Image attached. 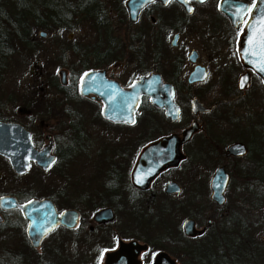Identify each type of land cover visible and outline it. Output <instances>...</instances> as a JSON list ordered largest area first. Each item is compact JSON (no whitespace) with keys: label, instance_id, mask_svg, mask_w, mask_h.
Returning <instances> with one entry per match:
<instances>
[{"label":"flooded vegetation","instance_id":"af4514ba","mask_svg":"<svg viewBox=\"0 0 264 264\" xmlns=\"http://www.w3.org/2000/svg\"><path fill=\"white\" fill-rule=\"evenodd\" d=\"M242 1L248 3L247 10L240 13L238 8L229 7L232 13L230 18L219 9L220 0H186L188 7L176 0L164 3L155 0L139 10L135 21L129 19L123 1L129 22V25L123 24L125 32L142 31V70L135 75L137 62L129 60L134 69L129 83L122 85L113 76V71L108 72L112 65H118L122 59H113L104 66L90 69L104 70L108 78L117 80L123 88H129L141 76L158 73L161 80L170 84L174 90L173 101L179 109V116L170 119L165 114V108L153 104L149 96L141 95L133 123L112 121L104 116L105 105L100 97L80 95L92 102L90 104L94 106L95 118L104 128L103 132L130 129L137 124L141 125L142 131L139 135L125 139L119 146L116 141L109 139L99 144L97 174L91 179L96 180L97 185L90 187V181H87L78 200L71 199V194L65 189H53V192L39 195L34 185H26L28 189L22 186L1 193L0 196H14L19 204L33 198H48L58 215L66 210L77 213L74 220L72 215L67 216V224H56L34 245L27 234L28 220L22 210L19 207H0L3 218L0 222V230L3 229L0 232L3 243L1 252L8 258L4 264H78L75 260L78 255L83 256L79 264H105L106 257L113 252L120 251L123 255H129V244L132 241L145 245V248L130 259H136V264H154L158 254L164 252L170 255L168 248L178 249L181 244L179 240L198 242L196 239L210 230V215L206 217L205 224L198 226L199 220L192 214L184 217L177 228L178 240L169 236L158 238L149 235L156 228L152 227L153 224L166 223L168 208L179 209L180 213L189 207H196L197 212L205 210L200 205V197H205L208 192V200H211L210 183L218 168L222 167L228 173L226 200L229 189L238 190L243 185L241 176L254 174L253 181L262 185L263 180L259 175L264 158V83L261 76L244 65L237 54L244 25L257 0ZM228 6L226 3L225 7ZM195 38L202 42L204 56L200 49L190 46ZM151 63L153 67H150ZM196 72H204L205 75L197 79ZM203 83L207 87L199 89ZM194 102L196 105L201 104L203 109L197 106L198 110H194ZM25 110L17 109V112L37 124L32 113ZM69 116L73 124H80L82 136L76 137L71 126L66 129L65 136L61 137L54 130L41 133L16 120H5L18 122L29 130L32 144L36 148H41L47 142L46 134L52 138L51 154L54 160L51 165L43 170L31 160L24 173L13 171L15 176L25 174L33 165L37 173L39 170L43 173L57 170L64 172L75 156L88 154L91 139L87 135L84 120L78 110L72 111ZM190 127L193 130L184 140V132ZM172 134L177 137V141L171 147L178 155H182L177 163L150 173L151 166L157 163V152L163 148L157 146V152L150 151L144 162L148 168L135 172L141 150ZM42 137L46 142L42 141ZM235 144L242 147L241 152H237V148L234 151L228 150ZM0 157L8 162L7 158ZM102 209H110L111 213L102 214L97 220L95 215ZM188 219L194 221L196 228H203V232L194 236L185 234L183 223ZM146 255L151 258L144 259ZM176 261L180 264L179 260Z\"/></svg>","mask_w":264,"mask_h":264},{"label":"rangeland","instance_id":"374dc122","mask_svg":"<svg viewBox=\"0 0 264 264\" xmlns=\"http://www.w3.org/2000/svg\"><path fill=\"white\" fill-rule=\"evenodd\" d=\"M109 14L112 18V21H114L113 28L117 33L120 32L119 35L125 39V25H120L117 23L116 13L113 8L109 9ZM41 32H44L45 34L42 36L40 35ZM36 35L39 37L37 39L39 44L35 53L28 52L25 56H22L21 53H17L10 62L9 68L7 69V75L3 81L1 98L5 102L3 101L2 103L0 114L5 119H13L23 123L26 126H32L34 130H38L41 133L54 130V133L56 132V134L59 136L64 137L66 129H69L71 124H73L69 114L72 111L78 110L84 120L83 122L87 130V135L91 139V146L87 152L88 154L75 156L64 172L61 170L57 172V170L47 171L43 174H39V172L37 173L36 167L33 165L25 174L21 176H15L9 163L0 157V194L17 190L22 186L26 187L27 185L30 187L34 185L37 189L36 193L39 195L53 192V189H65L67 190V193L71 194V199L78 200V195L80 194L83 185L87 183V181H90V187H95L97 185L96 180L91 181V179L97 174L96 169L98 166H96V162L98 161L97 153L99 144L109 139L116 141L117 145L119 146L121 143H123V141H125V139L139 135L142 131V127L140 124H137L130 129L120 128L113 130L111 129L109 133L103 132L104 128L95 118L94 106H92V104L81 99H78L79 101L74 99V101L63 100V102H61V96L55 94V91L51 88H49L50 93L48 95L54 102H61L58 104L59 106L57 104L55 105L57 106L56 109H54L55 107L51 108L49 113H46L44 104L42 102L32 103V108L27 109L23 105L21 97L24 96L26 99H28L30 98V94L33 91V86L35 84V72L32 71L31 68L33 66V61H39L41 77L44 81L51 76L56 77V79L60 81L59 71L62 68H65L67 70V82L69 79V69H71V64L76 61V55L71 49L65 52L62 51V43L59 41L60 37L58 34L40 29L36 31ZM71 37L74 39L79 38L81 40L77 42L80 47H84L85 45L92 43L95 39V37H93V30L88 24H84L80 29L75 30L71 34ZM190 46L200 49L202 52L201 54L203 56L205 55L203 44L197 38H195L194 42L190 43ZM129 60L130 58L125 56L118 65H112L108 71H113V76L117 78L122 85L129 83L132 75L134 65L129 64ZM29 65L31 67H29ZM149 65L150 67H153L152 63ZM35 71L37 72V70ZM206 87L207 84L203 83L199 86V89ZM10 96L15 97L14 102L8 101ZM78 96L80 95L78 94ZM18 107L23 109L25 108L26 112L29 111L28 113H32L31 115L38 123H31L29 117L20 115L17 112V109H19ZM43 117H46V119L41 120ZM42 141L46 142L43 137ZM262 165L263 169L259 175L263 180L262 185L253 181L255 179L254 174H246L241 176V182L243 185H240L238 190L231 188L227 191V200L225 204L227 214H236L245 223L247 227L245 230L246 238L252 236L260 240L264 239V158ZM202 173L207 174L208 172L202 171ZM183 178H185V176H183ZM28 187L26 188L28 189ZM199 193L204 194L203 191H199ZM205 195V197H200V205H203L205 210L197 212L198 210L196 207H189L180 213V210L174 207L172 209L166 208V214L164 212L166 216V223L159 222L153 224L152 227L156 228L154 231L152 230L151 233L149 232V235L156 236L158 238L169 236L178 240L179 229L177 228L181 224V221L184 219V217L192 214L195 217L197 216L199 220L198 226L205 224L206 217L210 215V218L213 221L215 220L213 226L217 230L219 229L221 231V229H228L230 233H236L237 235V232L240 231V225L235 226L232 222L230 224L225 223V219L222 218V215H219L217 218H215L217 213L221 214V211L213 202H211V200H208V192ZM165 229L168 230L165 231ZM2 230H0V232ZM207 235H209V231L203 237L196 239V241H205ZM213 239L214 236H211L210 242H212ZM179 243L181 244L179 245L178 249L168 248V252L170 253L169 256L175 261L176 259L180 261V256L186 252V248L191 247L196 242L195 240L182 239L181 241L179 240ZM2 244L3 243L0 237V264H4V262L8 260L7 256L1 252ZM148 258L151 257L149 255L144 257V259ZM75 260H77L76 263L78 262V264L80 262L82 263L83 256L78 255Z\"/></svg>","mask_w":264,"mask_h":264},{"label":"trees","instance_id":"16d2710c","mask_svg":"<svg viewBox=\"0 0 264 264\" xmlns=\"http://www.w3.org/2000/svg\"><path fill=\"white\" fill-rule=\"evenodd\" d=\"M124 0H0V108L2 100L3 81L7 75V69L13 57L18 53L25 56L28 52L35 53L38 46L37 30H44L59 35L62 43V51L69 49L76 55V61L69 69V79L66 84H61L56 77L43 80L38 60L33 61L32 71L35 72V84L30 98L21 97L23 105L31 109L32 103L42 102L46 113L51 108L57 107L63 100H85L78 96V80L81 74L93 67L104 66L110 60L129 57L135 64L134 74L142 70L143 35L141 30L125 32L123 39L113 28L114 21L109 14L113 8L116 13L117 23L129 25ZM88 24L93 30L94 41L80 47L71 34ZM116 32V33H115ZM41 35V33H40ZM136 61V62H135ZM38 66V68H37ZM133 68V69H134ZM37 70V72L35 71ZM49 88L55 94L61 96L62 101L54 102L48 95ZM80 95V94H79ZM79 99V100H78ZM8 101L14 102L15 97H9ZM5 102V101H4ZM54 102V103H53ZM92 103L91 101H87ZM59 106V105H58ZM0 119H5L0 114ZM46 117L41 118V120ZM75 136H82L79 123L71 124ZM39 133V132H38ZM39 143L41 141L38 134ZM39 174H43L40 170ZM226 204V203H225ZM219 207L225 223L231 222L240 225V231L230 233L228 229H216L212 220L209 235L203 242H196L186 248V252L180 256V264H264V239L254 237L246 238V225L236 215L227 214L225 208ZM210 236V237H209ZM211 236H214L210 242Z\"/></svg>","mask_w":264,"mask_h":264},{"label":"water","instance_id":"95a60500","mask_svg":"<svg viewBox=\"0 0 264 264\" xmlns=\"http://www.w3.org/2000/svg\"><path fill=\"white\" fill-rule=\"evenodd\" d=\"M155 0H125L124 5L128 11L129 19L135 21L140 9L146 4ZM166 2L167 0H159ZM188 7L186 0H176ZM226 3L229 4L226 8ZM219 9L222 10L230 18L232 17L230 8H238L240 13H243L248 8V3L242 0H220ZM45 33L41 32L43 36ZM264 0H257L250 10L249 17L244 25L242 34L239 39L237 54L240 61L257 72L264 83ZM61 84L67 83V70L62 68L60 71ZM204 72L197 73L195 78L201 79L204 77ZM193 78V79H195ZM192 78L190 80H193ZM79 94L83 96L90 95L100 97L104 101L103 114L106 118L112 121H124L133 123L134 112L138 108L141 95H147L153 104L158 107L165 108V114L170 119H177L179 109L173 101L174 90L172 86L161 80L158 73H153L148 77H139L134 80L129 88H123L117 80L110 79L106 76V72L101 69H90L83 73L80 77L78 85ZM165 95V96H164ZM203 109L201 104L193 105L194 110ZM22 110L23 108H19ZM190 127L184 132V140L190 136L192 132ZM47 142L41 147L36 148L32 144L30 131L22 124L14 121H5L0 119V155L7 158L12 170L17 174L24 173L30 165V161H34L36 166L46 170L54 160V155L51 154L52 138L50 134H46ZM176 136L174 134L160 138L158 141L144 147L139 155L138 163L135 167V172L139 169L148 168L144 162L147 159L149 152L156 153L157 146H163L162 150L157 152L156 164L149 169L150 173H155L162 167L169 164H176L182 157L177 151L172 149L175 146ZM167 146V147H165ZM237 152L242 151L239 144L231 145L228 150ZM154 155V154H152ZM228 183V173L224 168H218L212 176L210 183V198L218 206H223L226 202L225 190ZM173 183H171V186ZM0 207L2 209L19 207L25 218L28 220L27 234L34 245L56 224H67V216L72 215L73 220L77 217V213L72 210L63 211L60 215L55 210V207L50 199H31L30 201L19 204L14 196H0ZM111 213L110 209H102L96 213L95 218L106 213ZM3 220L0 215V222ZM73 224V223H71ZM184 233L190 236L201 234L203 228L198 229L191 219L185 220L183 223ZM131 253L123 255L120 251L108 254L105 264H136L137 260L132 261L130 258H135L140 249L145 248L136 241L129 244ZM154 264H177L167 253H160L156 256Z\"/></svg>","mask_w":264,"mask_h":264},{"label":"snow or ice","instance_id":"6c2138e0","mask_svg":"<svg viewBox=\"0 0 264 264\" xmlns=\"http://www.w3.org/2000/svg\"><path fill=\"white\" fill-rule=\"evenodd\" d=\"M262 37H264V34H262ZM262 70H264V69H262ZM244 85H243V81L241 82V87H243Z\"/></svg>","mask_w":264,"mask_h":264}]
</instances>
